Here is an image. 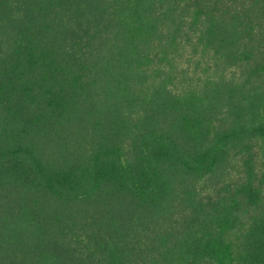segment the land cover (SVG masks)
Instances as JSON below:
<instances>
[{
  "label": "trees",
  "instance_id": "obj_1",
  "mask_svg": "<svg viewBox=\"0 0 264 264\" xmlns=\"http://www.w3.org/2000/svg\"><path fill=\"white\" fill-rule=\"evenodd\" d=\"M0 264H264V0H0Z\"/></svg>",
  "mask_w": 264,
  "mask_h": 264
}]
</instances>
